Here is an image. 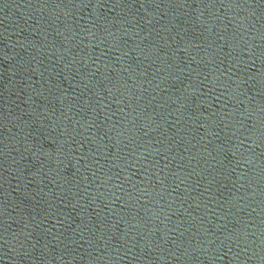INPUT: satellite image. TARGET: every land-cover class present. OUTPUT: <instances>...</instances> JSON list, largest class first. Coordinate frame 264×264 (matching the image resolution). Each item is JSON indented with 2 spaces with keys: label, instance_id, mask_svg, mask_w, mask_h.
<instances>
[{
  "label": "water",
  "instance_id": "obj_1",
  "mask_svg": "<svg viewBox=\"0 0 264 264\" xmlns=\"http://www.w3.org/2000/svg\"><path fill=\"white\" fill-rule=\"evenodd\" d=\"M0 264H264V0H0Z\"/></svg>",
  "mask_w": 264,
  "mask_h": 264
}]
</instances>
